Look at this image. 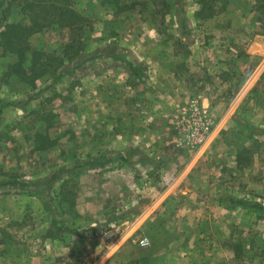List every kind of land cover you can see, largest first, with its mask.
<instances>
[{
    "label": "rangeland",
    "instance_id": "1",
    "mask_svg": "<svg viewBox=\"0 0 264 264\" xmlns=\"http://www.w3.org/2000/svg\"><path fill=\"white\" fill-rule=\"evenodd\" d=\"M230 197L264 206V0H0V264H264Z\"/></svg>",
    "mask_w": 264,
    "mask_h": 264
},
{
    "label": "built area",
    "instance_id": "2",
    "mask_svg": "<svg viewBox=\"0 0 264 264\" xmlns=\"http://www.w3.org/2000/svg\"><path fill=\"white\" fill-rule=\"evenodd\" d=\"M183 132L190 148L199 149L207 142L212 124L198 107H193L182 119Z\"/></svg>",
    "mask_w": 264,
    "mask_h": 264
},
{
    "label": "trees",
    "instance_id": "3",
    "mask_svg": "<svg viewBox=\"0 0 264 264\" xmlns=\"http://www.w3.org/2000/svg\"><path fill=\"white\" fill-rule=\"evenodd\" d=\"M129 68L132 72V74H137V68L136 66L129 64ZM59 76H54V79H57ZM229 203L233 206L241 207L244 209H248L252 212H261L264 213V206L256 201L243 199V198H233L230 197L228 199ZM58 232H60V229L55 227L54 225H51L49 228L48 237L56 238L58 237Z\"/></svg>",
    "mask_w": 264,
    "mask_h": 264
},
{
    "label": "crops",
    "instance_id": "4",
    "mask_svg": "<svg viewBox=\"0 0 264 264\" xmlns=\"http://www.w3.org/2000/svg\"><path fill=\"white\" fill-rule=\"evenodd\" d=\"M170 94H174V92H173V90H172V89L170 90ZM202 103L204 104V103H206V101H205V100H203V101H202Z\"/></svg>",
    "mask_w": 264,
    "mask_h": 264
}]
</instances>
